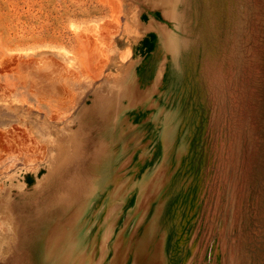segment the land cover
Masks as SVG:
<instances>
[{
    "label": "rangeland",
    "instance_id": "obj_1",
    "mask_svg": "<svg viewBox=\"0 0 264 264\" xmlns=\"http://www.w3.org/2000/svg\"><path fill=\"white\" fill-rule=\"evenodd\" d=\"M0 264H264V0H0Z\"/></svg>",
    "mask_w": 264,
    "mask_h": 264
}]
</instances>
